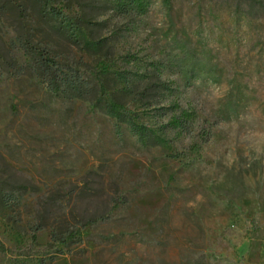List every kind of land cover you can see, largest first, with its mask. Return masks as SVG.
Listing matches in <instances>:
<instances>
[{
    "label": "rangeland",
    "instance_id": "obj_1",
    "mask_svg": "<svg viewBox=\"0 0 264 264\" xmlns=\"http://www.w3.org/2000/svg\"><path fill=\"white\" fill-rule=\"evenodd\" d=\"M42 49L90 94L51 91ZM175 104L188 131L165 127ZM83 216L68 248L49 226L31 244L39 218ZM0 239L62 250L46 264H264V0H0Z\"/></svg>",
    "mask_w": 264,
    "mask_h": 264
},
{
    "label": "trees",
    "instance_id": "obj_2",
    "mask_svg": "<svg viewBox=\"0 0 264 264\" xmlns=\"http://www.w3.org/2000/svg\"><path fill=\"white\" fill-rule=\"evenodd\" d=\"M115 7L122 12L126 13L130 10H135L139 13H143L147 9V0H114ZM40 60L37 62V73L39 76L43 77L46 81L47 87L53 91L62 93H70V96H75L78 98H85L90 94L91 88L86 85L85 79L79 74L75 69L73 72L68 67H64L59 63L55 62L54 59L48 57L45 50H39ZM96 103L107 113L109 116L115 118L119 122H125L129 130L136 134L140 139L148 136L149 133L146 132L143 124L136 121V117L128 112L122 103L117 102L106 96L102 99L101 96L96 99ZM174 106V111L167 121L165 127L170 129H177L179 131H188L191 122L195 119L196 115L193 110L189 108H179L178 104ZM153 134L152 131H149ZM194 149V148H193ZM11 192H3L2 199L4 204L15 207L18 203V199L15 198ZM107 214H101L100 218L107 217ZM74 222H66L65 224L58 225V221L52 223H43V218H39L37 222L31 225L30 230H32L31 244L36 243L35 233L37 231L43 230L46 226L50 227L49 240L50 244H59L64 247H69L71 244L77 243L79 241L78 232L81 227H85L91 222L92 219H85V217L75 218ZM30 248H18L13 250L0 239V254H9L14 256L17 264H46L55 255L62 253L61 249L56 248L54 252L48 254L45 253H34L27 251ZM33 262V263H32Z\"/></svg>",
    "mask_w": 264,
    "mask_h": 264
}]
</instances>
